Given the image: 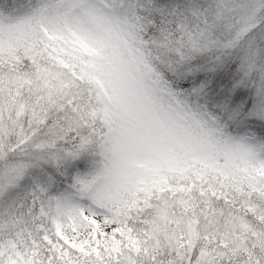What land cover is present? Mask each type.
Wrapping results in <instances>:
<instances>
[{"label":"snow or ice","instance_id":"6c2138e0","mask_svg":"<svg viewBox=\"0 0 264 264\" xmlns=\"http://www.w3.org/2000/svg\"><path fill=\"white\" fill-rule=\"evenodd\" d=\"M0 264H264V0H0Z\"/></svg>","mask_w":264,"mask_h":264}]
</instances>
